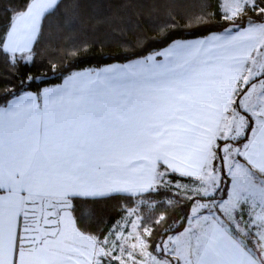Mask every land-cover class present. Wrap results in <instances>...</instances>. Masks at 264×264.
I'll return each mask as SVG.
<instances>
[{
	"label": "snow or ice",
	"instance_id": "6c2138e0",
	"mask_svg": "<svg viewBox=\"0 0 264 264\" xmlns=\"http://www.w3.org/2000/svg\"><path fill=\"white\" fill-rule=\"evenodd\" d=\"M61 4L0 0V60L11 71L35 65ZM65 9L81 20L78 0ZM219 9L222 33L147 55L144 38L127 63L26 91L63 71L52 63L21 76L19 93L5 90L0 264H264V0H222ZM225 182L227 198H217ZM185 205L188 227L170 235Z\"/></svg>",
	"mask_w": 264,
	"mask_h": 264
},
{
	"label": "trees",
	"instance_id": "16d2710c",
	"mask_svg": "<svg viewBox=\"0 0 264 264\" xmlns=\"http://www.w3.org/2000/svg\"><path fill=\"white\" fill-rule=\"evenodd\" d=\"M71 2L72 0H62L59 11L51 18L50 26H46L44 35L35 46L34 66L21 67L17 74L0 60V106L4 105L2 97L6 89L14 86L20 92L21 76L29 73L39 76L52 63H56L63 71H49L46 79L33 81L32 87H25L26 91L34 92L36 84L41 88L56 85L69 71L127 61L128 47L135 45L137 40L147 38L143 49L147 55L154 50L163 49L173 41L219 33L225 27V22L220 18L219 0H78L81 4V20L75 22L65 9V5ZM209 11L216 13L215 19L210 23L199 27L189 25V20ZM113 14L122 18V30L106 23H98ZM82 46L87 48L86 52H81L76 57L68 55L69 50ZM27 83L25 81V85ZM228 185L229 182L222 184L217 198H226ZM189 213V205L177 209L174 214L175 222H172L173 218L169 220L172 229L170 235L185 228ZM105 215L110 223L118 218L115 201L107 202ZM159 231L158 229L157 233Z\"/></svg>",
	"mask_w": 264,
	"mask_h": 264
},
{
	"label": "crops",
	"instance_id": "0c3cea01",
	"mask_svg": "<svg viewBox=\"0 0 264 264\" xmlns=\"http://www.w3.org/2000/svg\"><path fill=\"white\" fill-rule=\"evenodd\" d=\"M219 4H220V2H219ZM224 31V30H223ZM223 31H221V32H219V33H222ZM219 33H217V34H219ZM209 35H211V34H209ZM209 35H206V36H202V37H198V38H192V39H187V40H180V41H193V40H198V39H204V38H206V37H208ZM167 47V46H166ZM166 47H164V48H166ZM128 62V60L127 61H124V62H120V63H111V64H107V65H103V66H100V67H98V68H86V69H81V70H77V72H80V71H89V70H97V69H100V68H103V67H106V66H109V65H113V64H124V63H127ZM65 77V76H64ZM64 77L62 78V80L58 83V84H56V85H52V86H49V87H56V86H58V85H60V84H62L63 83V80H64ZM4 105H1L0 107H3ZM257 211H259V209H257ZM206 214V213H205Z\"/></svg>",
	"mask_w": 264,
	"mask_h": 264
},
{
	"label": "rangeland",
	"instance_id": "374dc122",
	"mask_svg": "<svg viewBox=\"0 0 264 264\" xmlns=\"http://www.w3.org/2000/svg\"><path fill=\"white\" fill-rule=\"evenodd\" d=\"M219 2L221 3L222 2V0H219ZM230 186V182H229V185H228V187ZM226 198H227V195H226ZM207 214V213H206ZM186 227H188V221H187V223H186V226H185V228ZM184 228V229H185ZM184 229L182 230V231H180L179 233H182L183 231H184ZM179 233H177V234H179ZM177 234H174V235H177Z\"/></svg>",
	"mask_w": 264,
	"mask_h": 264
}]
</instances>
